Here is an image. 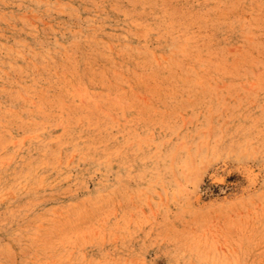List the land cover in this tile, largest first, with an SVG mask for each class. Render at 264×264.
Here are the masks:
<instances>
[{
    "label": "rangeland",
    "instance_id": "rangeland-1",
    "mask_svg": "<svg viewBox=\"0 0 264 264\" xmlns=\"http://www.w3.org/2000/svg\"><path fill=\"white\" fill-rule=\"evenodd\" d=\"M262 60L264 0H0V264H264Z\"/></svg>",
    "mask_w": 264,
    "mask_h": 264
},
{
    "label": "bare ground",
    "instance_id": "bare-ground-1",
    "mask_svg": "<svg viewBox=\"0 0 264 264\" xmlns=\"http://www.w3.org/2000/svg\"><path fill=\"white\" fill-rule=\"evenodd\" d=\"M162 1H164V0H162ZM231 3H232V2H231ZM231 3H230V4H231ZM196 10H197V9H196ZM203 11H204V10H203ZM205 11H206V10H205ZM166 15H167V14H166ZM243 16H244V15H243ZM247 17H249V16H247ZM189 18H190V17H189ZM195 19H196V17H195ZM244 20H245V19H244ZM244 20H243V21H244ZM246 21H247V19H246ZM168 22H169V21H168ZM166 23H167V22H166ZM169 23H170V22H169ZM165 25H167V24H165ZM184 26H185V25H184ZM251 26H252V25H251ZM150 27H151V26H150ZM148 28H149V27H148ZM166 28H167V27H166ZM156 30H157V29H156ZM171 30H172V29H171ZM200 30H201V28H200ZM175 32H176V31H175ZM258 32H259V31H258ZM102 33H103V32H102ZM114 33H115V32H114ZM115 34H116V33H115ZM95 35H96V34H95ZM120 35H122V34H120ZM208 35H209V34H208ZM124 37H125V35H124ZM187 37H188V36H187ZM187 37H186V38H187ZM90 38H91V37H90ZM104 38H105V37H104ZM126 38H127V37H126ZM91 40L94 41V39H91ZM91 40H90V41H91ZM101 40H103V39H101ZM101 40H99V41H101ZM126 40H127V39H126ZM184 40H185V39H184ZM184 40H183V41H184ZM192 40H193V39H192ZM95 41H96V40H95ZM103 41H104V40H103ZM187 41H188V40H187ZM101 42H102V41H101ZM107 42H108V41H107ZM95 43H96V42H95ZM105 43H106V40H105ZM124 43H125V42H124ZM180 43H181V42H180ZM88 44H89V43H88ZM171 44H172V43H171ZM182 44H183V43H182ZM115 45H117V44H115ZM128 45H129V44L127 43V44H126V47H127ZM184 45H185V44H183V47H184ZM130 46H131V45H130ZM130 46H128V47H130ZM185 46H186V45H185ZM103 47H104V45H103ZM126 47H125V48H126ZM128 47H127V48H128ZM245 47H246V45H245ZM127 48H126V49H127ZM106 49H107V48H105V50H106ZM172 49H173V46H172ZM123 50H124V49H123ZM159 50H160V49H159ZM241 50H243V49L241 48ZM241 50H240V51H241ZM249 50H250V49H249ZM109 51H110V49H109ZM111 51H112V50H111ZM152 51H153V50H152ZM170 51H171V50H170ZM107 52H108V51H107ZM115 52H116V51H115ZM167 52H168V51H167ZM185 53H186V52H185ZM192 53H193V52H192ZM104 54H106V53H104ZM107 54H108V53H107ZM109 54H110V53H109ZM146 54H148V53H146ZM160 54H161V53H160ZM167 54H168V56H169V53H167ZM233 54H234V53H233ZM238 54H239V53H238ZM250 54H251V53H250ZM122 55H123V53H122ZM149 55H150V53H149ZM153 55H154V54H153ZM156 55H157V54H156ZM156 55H155V56H156ZM170 55H171V54H170ZM198 55H199V54H198ZM253 55H254V53H253ZM102 56H103V55H102ZM116 56H117V55H116ZM162 56H163V55H162ZM104 57H105V56H104ZM108 57H109V56H108ZM110 57H112V56H110ZM153 57H154V56H153ZM165 57H167V56H165ZM105 58H106V57H105ZM154 58H155V57H154ZM234 58H235V57H234ZM249 58H251V56H250ZM156 59H157V58H156ZM158 59L160 60V58H158ZM158 59H157V60H158ZM161 59H163V57H162ZM168 59H171V57H169ZM175 59H177V58H175ZM194 59H195V58H194ZM196 59H198V58H196ZM196 59H195V60H196ZM232 59H233V58H232ZM151 60H153V59H151ZM178 60H179V59H178ZM85 61H87V59H86ZM113 61H114V59H113ZM154 61H155V59H154ZM162 61L170 62L169 60H166V59H164V60H162ZM172 61L175 62V61L173 60V58H172ZM180 61H181V60H180ZM208 61H209V59H208ZM241 61H242V60H241ZM263 61H264V60H262V64H263ZM114 62H115V61H114ZM118 62H119V61H118ZM135 62H136V61H135ZM155 62H156V63H159V62H157V61H155ZM178 62H179V61H178ZM210 62H212V61H210ZM232 62H233V61H232ZM236 62H237V61H236ZM175 63H176V62H175ZM153 64H154V63H153ZM162 64H163V63H162ZM167 64H168V63H167ZM203 64H204V63H203ZM212 64H214V63H212ZM235 64H236V63H235ZM119 65H120V64H119ZM157 65H158V64H157ZM164 65H165V64H164ZM174 65H175V64H174ZM218 65H219V63H218ZM140 66H141V65H140ZM169 66H170V65H169ZM198 66H199V65H198ZM200 66H202V65H200ZM216 66H217V65H216ZM84 67H85V66H84ZM118 67H119V66H118ZM179 67H181V66L179 65ZM189 67H190V66H189ZM191 67H193V66H191ZM97 68H98V67H97ZM172 68H173V67H172ZM172 68H171V69H172ZM175 68H176V67H175ZM197 68H198V67H197ZM245 68H246V67H245ZM248 68H249V67H248ZM126 69H127V68H126ZM169 69H170V68H169ZM171 69H170V70H171ZM181 69H183V68H181ZM193 69H195V68L193 67ZM193 69H192L191 71H194ZM174 70H176V69H174ZM196 70H197V69H196ZM92 71H94V70H92ZM246 71H247V68H246ZM184 72H185V71H184ZM195 72H197V71H195ZM228 72H229V71H228ZM261 72H262V71H261ZM91 73H92V72H91ZM190 73H192V72H190ZM190 73H189V74H190ZM219 73H220V72H219ZM239 73H241V72H239ZM186 74L188 75L187 72H186ZM194 74H195V73H194ZM196 74H197V73H196ZM96 75H97V74H96ZM104 75H105V74H104ZM162 75H163V74H162ZM197 75H198V74H197ZM197 75H196V76H197ZM87 76H88V75H87ZM106 76H107V75H106ZM164 76H165V75H164ZM164 76H163V77H164ZM196 76H194V78H195ZM198 76H199V75H198ZM244 76H246V74H245ZM145 77H146V76H145ZM145 77H144V78H145ZM91 78H92V77H91ZM166 78H167V77H166ZM185 78H187V77L185 76ZM185 78H184V79H185ZM106 79H107V78H106ZM171 79H172V78H171ZM176 79H178V77H177ZM176 79H175V80H176ZM188 79H189V78H188ZM190 79H191V78H190ZM200 79L202 80L203 78L201 77ZM89 80H93V79H90V78H89ZM182 80H183V79H182ZM69 81H70V79H69ZM69 81H68V82H69ZM87 81H88V80H87ZM73 84H74V83H73ZM86 86H87V85H86ZM80 87H81V89H82V86H80ZM84 87H85V86H84ZM78 89H79V88H78ZM127 94H128V93H127ZM111 100H113V99H111ZM86 121H87V120H86ZM94 123H95V122H94ZM92 125H93V124H92ZM93 126H94V125H93ZM90 127H92V126H90ZM68 218H69V217H68ZM36 242H37V241H36ZM56 252H57V251H56ZM58 261H59V260H58Z\"/></svg>",
    "mask_w": 264,
    "mask_h": 264
}]
</instances>
